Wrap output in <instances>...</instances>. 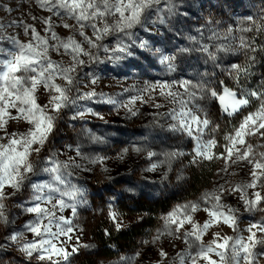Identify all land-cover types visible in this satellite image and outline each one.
Segmentation results:
<instances>
[{
	"label": "rangeland",
	"instance_id": "rangeland-1",
	"mask_svg": "<svg viewBox=\"0 0 264 264\" xmlns=\"http://www.w3.org/2000/svg\"><path fill=\"white\" fill-rule=\"evenodd\" d=\"M174 4L173 11L176 12L175 18L168 11L167 0H161V4L153 12L152 19L155 21V27L159 28L158 34L145 33L139 28L134 31L138 33L139 37L147 38L154 42L156 46L167 45L168 47L165 48V52L178 56L193 54H181L178 51H174L177 46L197 47V45L189 42L186 38L187 36H194L200 39L201 43H211L208 37L212 35L209 28L213 25L217 31L221 30L226 23L235 28L238 27V21L245 16L264 15V0H174ZM56 12H59L58 16L53 15ZM46 18L52 21L53 31L62 39H66L71 34L70 30L62 27V20H67V23L70 25L77 24V21L69 19L63 10L53 9L52 12L45 11L38 6L36 0H0V30L3 31L5 37L4 39H0V48L5 50V53H0V59H3L8 51L14 50L9 39L10 37L14 36L22 42L29 41L31 33L25 35L23 25H31L42 36H49L46 25L41 22ZM181 21H183L182 24ZM99 26L97 22V27L99 28ZM149 26L151 27L152 25ZM92 32L93 29L90 26L85 27V34L92 40H95ZM247 35L251 36L252 34L248 33ZM76 38L78 41L82 39L78 33L76 34ZM50 43L54 44L55 41H50ZM103 43L112 47L115 44V38L109 37ZM253 47H255L256 51L251 53L250 57L246 58L243 55L229 57L221 67L215 69L212 75L204 78L205 81L218 94H223L224 88H229L233 92H236L238 97L249 91L264 92V50H262L264 49V34H257ZM136 51L152 67H158L156 61L150 56H146L139 49H136ZM99 54L102 58L111 55V53H104L102 51ZM195 55L200 54L196 53ZM51 56L56 61L68 59V57H63L55 52H51ZM80 58L88 61L87 57L81 56ZM203 59L205 58L201 57V68H206L208 66L203 64ZM117 63H123L136 68L142 67L140 61L132 59ZM232 64L247 66V74H238L234 79L233 71L230 67ZM81 68L82 71L78 79L83 80V83L79 85L83 91L86 92L88 90L85 87L87 85L97 92H104L109 96L120 99L132 95L130 92H123V88H127L132 84L144 87L147 84L156 86L160 83L172 82L170 77L157 73L151 75L145 73L141 77V75L132 74L123 69L116 70L113 67V62L109 60H106L102 64L88 63L81 65ZM93 79H99V84L93 85L91 83ZM184 79L193 80L194 78L191 74L177 78L176 87L181 92L184 89L180 81ZM98 99L99 97L91 101H81V104L101 113L110 123L104 125L99 117H92L89 121L62 120L59 122L57 132L50 137L49 144L42 153L43 156L53 157L54 159L58 158L60 160H67L69 156L79 159V157H76V150L79 146L81 149H95L94 151L85 153L92 157H111L120 154L124 148L145 147L147 146V142L140 138L144 131L140 125L153 118L151 115H147L148 113L155 114L158 111L166 110H158L145 105L141 109L145 113L143 118H134L132 121H128L123 118L122 114L117 115L111 106L96 103L95 101ZM42 102H46V98ZM157 102L161 101L158 99ZM200 103L205 106V110L208 112V117L202 118H211L219 129L218 133L210 132L206 129V134L203 138L205 140L215 138L217 148L213 151H219L221 154H223V149L226 145L224 136L232 134V129L238 127L244 116L248 114V111H255L257 107L256 99L251 98V103L246 109L233 116H229L224 112L218 99L215 97H211ZM11 111L15 114L14 109ZM70 111L66 110V112ZM197 115L200 116L201 114L197 113ZM171 122L175 123V121ZM187 123L191 125V121H187ZM9 125V131H15V121H10ZM73 125L76 127H73ZM81 125H86L94 131L101 128H111L124 134V139L115 141L108 146L81 144L82 137L80 133L83 130L80 127ZM195 127L198 128L200 125ZM191 131L193 132L192 136H189L188 132L183 130L170 133L169 135L172 137L170 145L160 150L162 153H184L179 159L173 158V172L170 173L169 180L163 181L162 185L155 182L160 181L164 168L162 167L159 172H144L141 175L135 169L145 162L139 161L137 163L135 158L131 161L134 170L133 175L126 174L128 172V164L117 166L110 159L107 161L111 169L110 173L103 174L100 172L103 161L101 165H96L94 171L82 173L85 178L82 183L87 188V204L77 207L76 217L71 215V209H65L62 213H57L58 216L63 215L65 218L73 220L74 224L73 239L67 245H63L62 241L66 238L60 237L56 241L59 246L65 247L68 251H71V248L76 247L77 244L91 246L88 248H78V251L71 258L72 264H127V262H131V264H157V261L160 260L158 250L161 247L167 251L169 257L168 261H165V264H169V262L171 264L173 262L174 264H179L177 257L186 250L191 251L193 256L196 254L194 248L188 249V245L184 243L183 238L175 239V236L180 235L179 233H176L174 237L162 238L156 244L151 243L157 232L162 230L164 226L162 218L175 208L185 204L199 203L201 208L210 207V199L207 205L203 199L206 193L210 197L211 193L216 192L221 185L227 188L228 182L232 179L248 182L251 180V176L248 171L250 166L233 165L229 171H224L222 161H208L197 157L196 147L198 141L196 139V131L194 128H191ZM248 139L253 142L254 146L264 143V140L258 138L249 137ZM53 153H55V156H53ZM164 159L165 156L162 154L159 160ZM180 165H187L186 168L180 169L187 173V179L175 181L174 177ZM233 173H235V176L232 175ZM106 175H111L114 179H105ZM195 175H198L201 180L198 186L194 184L193 177ZM38 179L45 180L47 176ZM140 186H144L145 188L163 187L167 191L164 195L155 196L143 190H141L139 196L127 191L128 188H139ZM6 190L8 193L12 191V189L7 188ZM257 191L261 192L262 196H264V189H261L258 185L255 189H248L249 197ZM222 199L228 206L240 209L237 215L239 216L241 232L245 236L248 235L246 232L247 226L250 223H260V218L264 217V212L251 214L244 212L243 201L240 199V193L238 192L234 194L225 192ZM37 203L40 202L33 201L30 198L27 188L16 196L9 195L6 201L9 223L8 225L0 224V264H48L47 261L41 262L38 259L26 257L9 238L12 235L23 233L28 241L37 239L25 228V225L35 221V215L24 211V207H33ZM17 205H23V207H17ZM149 205L155 209L153 213L145 210ZM42 206L51 207V205L46 204H42ZM110 210L119 213L120 222L127 227L117 230L114 222L109 217ZM195 219L198 222L205 221L207 219L206 212H197ZM100 223L105 228H112L117 233L123 232L127 234L129 231L135 230L137 234L133 240L119 246L116 244L102 245L97 242L95 235ZM52 227L53 231H56L55 223H53ZM185 227L188 228L187 225ZM220 227L226 233L232 232L226 226ZM220 227L214 228L212 233L213 231H218ZM212 233L205 237V242L212 239ZM232 234L235 235L234 233ZM106 236L109 237L108 233H106ZM256 251L258 254H264V249L258 248ZM258 259H261L262 264H264V255H258ZM185 261L186 264H191V261L187 257H185Z\"/></svg>",
	"mask_w": 264,
	"mask_h": 264
},
{
	"label": "clouds",
	"instance_id": "clouds-1",
	"mask_svg": "<svg viewBox=\"0 0 264 264\" xmlns=\"http://www.w3.org/2000/svg\"><path fill=\"white\" fill-rule=\"evenodd\" d=\"M122 0H92V12L103 11V16H93L89 15L88 20L82 26L80 24L71 25V34L68 37H72L77 43L81 45L84 49V52L87 55L84 57L88 58V61L77 57L76 62H73L72 54H62L61 50L55 48L53 45L52 52L62 55L63 57H68V59H61L56 61L52 58L54 63L58 64L60 67L56 69V72L60 73L61 78L54 79V84L56 86L64 89L65 99L63 101V107L60 111L53 110V101L51 96L55 93L52 91L51 87L44 88L43 86L38 87L36 98L37 101L45 110V113L48 116H51L53 119V127L51 132L48 134L43 143L31 145L29 152L30 155L27 164H31L32 171L28 173L21 170L19 189H12L11 193H8L5 189V197L0 203H3L4 207L2 209V217L0 224L8 225V216H7V205L6 201L11 196H16L18 193H22L25 188L29 190L30 198L33 201H37V197H42L44 201L47 200H59L62 198V193L65 192H75V199L68 200L67 197H63L65 201L69 204H75L76 210L78 206H83L87 204L86 196V185L82 182L85 179L82 175L83 172L94 171L96 165H101L100 172L103 174L110 173V167L107 164V161L110 159L117 166L122 164H128L127 175H133V165L131 161L135 158L136 162L144 161L143 165H140L139 168L135 171L140 172L141 175L144 172H159L163 167L164 171L161 173L160 181L155 183L161 184L163 181L169 180L170 173L173 172V158L179 159L184 153L173 152V153H162V149L167 148L171 141L172 137L170 133L179 132L181 130L188 132L189 136L193 135V132L187 130L186 127H181L180 120L184 119L186 122L191 121L193 117L203 121L207 120L209 122L208 127L205 128L203 124H200V127L196 128V124L191 123V128H194L196 131V139L198 138L201 143H207L209 139L205 140L203 137L206 134L205 130L210 132L218 133V126L214 124L211 118H202L208 117V112L205 110V106L202 105L201 101H206L213 97L211 93L214 91L210 84H208L204 78L209 77L215 71L216 68H219L223 65L229 57H236L243 55L246 58L251 56V53L255 52L256 49L253 47L257 34H264V31L258 30V27L262 22H264V15L259 16H245L238 21V27H232L231 25L225 24L221 30L217 31L215 26L209 28V31L212 32V35L208 37L211 43H201L200 39H197L194 36H187L186 38L197 47H179L177 46L174 51H178L181 54H193V55H173L165 52L164 46H156V44L150 41L147 38L139 37L138 33L134 30L139 28L145 33H152L156 35L159 33V28L155 27V21L152 19V14L156 10L157 6L161 4V0H138L142 6V12L137 21L133 22L131 26H127V19H122L116 9L121 7ZM124 3H127V0H123ZM168 2V11L172 13L173 18L176 17V12L173 11L175 7L174 0H167ZM251 6V5H250ZM54 9L63 10L66 15H68L65 9L59 8L57 4H53ZM128 11V10H126ZM55 15V13H53ZM99 23V29L102 33V39L92 40L88 35L85 34V27L91 25H96ZM63 24H67V20H62ZM163 23V21H161ZM183 21H181V24ZM219 23V22H217ZM211 24V22H209ZM149 25H152L151 27ZM107 26L110 30L107 33H103L104 27ZM248 27L253 29L252 31H242L241 29ZM92 28V27H91ZM93 29V28H92ZM171 30V29H170ZM81 32L84 33L81 36ZM79 34L82 37L81 40H77L76 34ZM251 33L252 35H247ZM92 35L95 36L96 33L93 31ZM63 40L60 36H58ZM109 37L115 38V44L112 47H109L107 44H104L103 41L107 40ZM3 31L0 30V39H4ZM11 39H16V37H10ZM50 39V38H49ZM87 40H91L94 47L87 43ZM56 43H59L57 41ZM87 45V47H85ZM117 48H123L122 53H117ZM107 49V51H105ZM136 49H139L140 52L144 53L146 56H150L154 59L158 67L154 68L151 64L144 60L140 55H138ZM111 53L110 56L102 58L100 52ZM199 53L200 55H195ZM51 55V53H50ZM201 57H204L203 64L207 65L206 68H201ZM47 59V57H46ZM129 59L138 60L141 62L142 67H130L126 64L117 62L127 61ZM80 60H83V64L88 63H105L106 60L113 62V67L116 70L123 69L132 74H137L143 76L147 73L149 75L157 73L159 75L168 76L171 78V83H160L156 86L147 84L144 87H138L135 84L130 85L127 88H123V92L132 93L131 96H128L124 99L118 97L109 96L104 92H97L96 90L85 86L88 90L83 91L79 85L83 83L82 79H78L80 72L82 71ZM236 64L230 65L232 71L233 66ZM72 71L68 72L67 75L71 79V83L65 81L63 77L64 73L61 69H69ZM194 78L193 80L184 79L180 83L183 86V91L181 92L179 88L176 87L177 78L185 75H189ZM55 76V73L52 74ZM238 73L233 72V78L235 79ZM96 81L95 84H99V79H93ZM92 80V81H93ZM164 86V87H162ZM123 87V86H122ZM171 92V96L161 95V93ZM88 93H95V96L92 99H86ZM103 94V95H101ZM99 97L96 100V103H103L112 107L113 111L117 115L123 116L128 121H132L134 118H143L145 113L141 109L147 105L150 108L156 109H166L165 111H158L157 113H148L153 118L148 120L146 123H142L140 127L144 129L141 134V139L147 142L145 147H132L124 148L121 150L120 154L116 156H105V157H92L85 154L86 152L94 151L95 149L87 148L81 149L79 146L76 150V159L69 156L67 160H60L58 158L54 159L53 157L43 156L42 153L45 151L46 146L49 144L50 137L57 132L59 127V122L62 120H72V121H89L92 117H99L104 125L110 123L109 120L104 118V115L96 112L91 107H85L81 104V101H91L94 98ZM46 98V102H42ZM161 102H157V100ZM133 101H135L133 103ZM159 105V107H157ZM66 110H71L66 112ZM184 111L187 113V116L181 117L179 113ZM197 113L201 115L198 116ZM24 118L15 121V131H9L10 125L7 128L0 129V145L8 147V141L15 136L17 139L20 138L22 134L24 139L27 141L30 139L29 133L32 130V126L28 123L23 122ZM171 121H175L172 123ZM211 126V127H210ZM73 127H76L73 125ZM83 130L80 133L82 139L81 144H91V145H105L108 146L115 141L124 139V134L119 131H116L111 128H101L94 131L93 129L87 127L86 125L80 126ZM22 129V130H21ZM212 140H216L212 138ZM198 141V140H197ZM179 143V141H177ZM24 145H20V149L23 150ZM106 150V149H105ZM165 156L164 160H159L161 155ZM55 156V153H53ZM187 165H180L177 169V174L174 177L175 181H184L187 179V173L180 170L186 168ZM55 169V171H53ZM235 176V174H232ZM47 176V179L41 180L40 177ZM59 177V179H57ZM75 178V179H74ZM105 179H114L111 175H106ZM242 183H247V181H237L232 179L228 182V187L221 185L216 192L227 190L226 192L234 194V186ZM45 186V187H39ZM55 189L56 191H52ZM141 190L150 193L151 195H164L166 194V189L163 187H154V188H145L140 186L139 188H128L127 191L132 192L133 195L139 196ZM246 198H254V193L251 197L248 195ZM241 199V198H240ZM17 207H23V205H17ZM52 208H55V205H51ZM225 207H228L225 204ZM236 210V216L238 220V228L235 232L226 233L225 230L220 227L218 231H213V234L218 232L220 235L223 234L225 237H244L247 240V236L243 235L240 229L239 216L237 213L240 212L239 208L231 207ZM27 207H24L26 211ZM243 211L247 213L255 212H264V209L256 208L249 211L247 208L243 207ZM264 220V217L260 218ZM250 225V224H249ZM247 226V228L249 227ZM213 230V229H212ZM234 233L235 235H233ZM13 236V235H12ZM11 237V236H10ZM9 237V238H10ZM258 239L264 241V235L259 236ZM11 240V239H10ZM12 241V240H11ZM27 237L24 235L23 240H17L13 243L20 247L23 242H26ZM211 239L204 241L205 245L209 244ZM195 246V243H194ZM229 258L232 256V250L229 249L226 254ZM258 254L256 253L252 259L255 260V264H262V260L258 259ZM171 264V262H169ZM228 264H246V261L243 258H237L236 260L229 259Z\"/></svg>",
	"mask_w": 264,
	"mask_h": 264
},
{
	"label": "snow or ice",
	"instance_id": "snow-or-ice-1",
	"mask_svg": "<svg viewBox=\"0 0 264 264\" xmlns=\"http://www.w3.org/2000/svg\"><path fill=\"white\" fill-rule=\"evenodd\" d=\"M38 6L45 11L52 12L53 4H57L59 8L65 9L69 19H74L81 26L88 20L89 15L103 16V11L93 13L92 0H36ZM128 10V11H126ZM142 6L138 0H127V3L121 2V7L116 9L122 19H127V26L137 21L142 12ZM55 15H59L56 12ZM35 19V18H34ZM46 25V30L49 36H42L35 27L31 25H23L24 34L31 33V38L27 42H22L19 39H10L13 45L12 51H8L3 59H0V129L7 128L12 120H20L32 126L29 133V140H25L23 135L17 139L15 136L8 141V147L0 145V201L5 197V189H19L21 170L31 173V164L26 165V161L30 155L29 149L33 144H40L46 139L53 127V119L45 113L44 108L38 103L36 98L37 89L40 86L44 88L51 87L55 93L51 96L53 101V110L60 111L63 107L65 99L64 89L54 84V79L61 78L60 73L56 69L60 66L53 62L50 53L55 48L62 50V54H72L73 62H76L77 57L87 55L79 43L73 40L72 37H67L61 40L57 33L53 31V24L50 19L41 21ZM63 28L72 30L70 24H63ZM96 33L95 39H102L101 30L96 25H91ZM258 27V30L264 31V22ZM110 29L105 26L103 33H107ZM242 31H252L253 29L244 27ZM84 33L81 32V36ZM50 38V39H49ZM55 41V43H50ZM59 41V43H56ZM87 43L92 45L91 40ZM264 50V49H262ZM107 51V49L105 50ZM117 53H122L123 48H117ZM0 53H5L3 48H0ZM47 57V59H46ZM79 63L82 65L83 60ZM64 73L63 77L66 82L71 83V79L67 75L72 71L69 69H61ZM233 72L238 74H247L248 67L245 65H234ZM55 73V76L52 74ZM94 85L95 80L91 81ZM164 87V86H162ZM103 95V94H101ZM161 95L171 96V92ZM211 95L218 99L222 109L229 116H233L242 112L251 103V98L256 99L257 107L255 111H248L239 123L238 127L232 129V134L225 135L224 140L226 145L223 149V154L219 151H213L217 148V141L209 139L207 143H201L198 140L196 147V155L208 161H222L224 171H229L233 165L250 166L248 171L251 180L247 183H242L234 186V191L240 193V198L243 205L249 211L261 208L264 209V196L261 192L254 193V198H246L248 189H255L258 185L264 189V143L254 146L253 142L248 138H258L264 140V92L249 91L246 94L238 97L236 92L229 88L223 89V94H218L213 91ZM95 93H88L86 99H92ZM135 101H133L134 103ZM159 107V105H157ZM15 110V114L11 110ZM181 117L187 116V113L181 111ZM192 124H203L208 127L207 120H199L195 117L191 120ZM181 127H186L189 133L191 126L184 120H180ZM219 131V129H217ZM24 145L23 150L20 145ZM55 171V169H53ZM235 174V173H233ZM59 179V177H57ZM45 187V186H39ZM56 191L55 189H51ZM227 190L220 192L205 194L204 202L207 205L209 199L210 207L201 208L199 203H190L179 206L169 212L162 219L164 226L158 231L151 243L156 244L162 238L174 237L175 239H184V243L188 245V249H195L196 254L186 250L180 254L177 259L179 264H186L185 257L191 261V264H228L229 259L236 260L243 258L246 264H255L252 259L256 255L257 249H264V241L258 239L264 235V220L260 223H250L246 229L247 240L244 237H225L218 232L212 233V229L220 226H226L235 232L238 228V220L236 210L230 206L225 207L223 202V194ZM63 197L68 200L75 199V192L62 193V198L59 200L44 201L42 197H37V203L33 207H28L26 211L35 215V221L25 225V228L31 232L37 239L23 242L19 250L29 259H38L41 262L47 261L48 264H72V257L78 251V248H88L90 245L77 244L68 251L65 247L59 246L57 240L60 237H65L62 241L63 245H67L73 239L74 224L73 220L65 218L62 213L65 209H71V215L77 216L75 204H69ZM42 204L55 205V208L44 207ZM4 205L0 203V220L2 217V209ZM199 211H204L207 214V219L203 222H198L195 219V214ZM109 217L114 222L117 230H121L126 225L120 222V215L117 212L109 211ZM53 223H55L56 231H53ZM188 226L186 228L185 226ZM212 233L211 242L205 245V237ZM23 233L13 235L10 239L15 242L23 240ZM195 243V246H194ZM232 250V256L229 258L226 254L228 250ZM35 254V255H34ZM160 260L157 264H165L168 261V253L161 247L158 250ZM131 264V262H127ZM174 264V262H173Z\"/></svg>",
	"mask_w": 264,
	"mask_h": 264
},
{
	"label": "trees",
	"instance_id": "trees-1",
	"mask_svg": "<svg viewBox=\"0 0 264 264\" xmlns=\"http://www.w3.org/2000/svg\"><path fill=\"white\" fill-rule=\"evenodd\" d=\"M195 186H198L201 183L200 177L198 175H195L193 177ZM146 211L153 213L155 209L151 205L145 208ZM106 233H108L109 237L106 236ZM137 232L135 230L129 231L127 234H124L123 232L117 233L112 228L108 229L105 228L101 223L98 224V227L96 229V240L97 242L101 243L102 245L106 244H116L121 245L123 243H127L130 240H133L136 236Z\"/></svg>",
	"mask_w": 264,
	"mask_h": 264
}]
</instances>
